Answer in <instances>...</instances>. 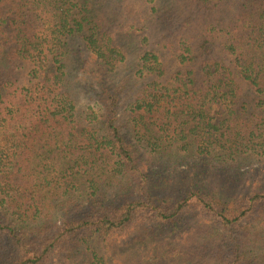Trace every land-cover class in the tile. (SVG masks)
Wrapping results in <instances>:
<instances>
[{"label":"trees","instance_id":"16d2710c","mask_svg":"<svg viewBox=\"0 0 264 264\" xmlns=\"http://www.w3.org/2000/svg\"><path fill=\"white\" fill-rule=\"evenodd\" d=\"M196 1L204 9L218 6L211 0ZM96 2L0 0V66L24 63L31 66L32 78L42 80L20 89L19 97L10 90L0 91V122L13 120L15 114L20 123L27 122L25 129L14 128L9 147L0 148V174L8 180L0 187L4 195L0 205L13 211L23 208L17 218L23 219L22 224L29 220L28 225L35 224L20 226L7 219L5 225L0 218V264H52L51 254L58 253L61 264H126L108 261L109 251L121 249L137 255L139 262L134 264H264V188L244 194L237 193L229 180L209 187L183 178L178 191L165 192L161 187L166 180L151 181L131 142L132 135L142 130L138 141H144L142 145L155 156L188 147L193 152L197 147L202 156L216 149L230 153L252 149L260 158L264 0L235 5L231 26L217 28V35L227 32L226 38H217L224 41L221 51L231 57L230 66L225 61L212 64L200 82L176 74L175 88L165 86V93L152 87L153 92L143 95V90L126 106L125 114L131 111L126 119L119 111V94L128 86L100 88L102 116L90 111L83 118L61 86V70L77 53L78 46L71 43L79 42L89 60L107 64L99 32L94 31L99 29H95ZM172 6H165V11L171 13ZM141 59L151 72L156 57L145 54ZM240 83L249 87L250 101ZM214 106L227 116L218 126L208 118ZM188 118L197 124L186 134L183 126ZM131 125L136 130L130 139L124 130ZM199 127L202 137L212 139L203 138L201 145L187 141ZM215 156L217 163L230 159ZM80 179H85L82 187Z\"/></svg>","mask_w":264,"mask_h":264},{"label":"rangeland","instance_id":"374dc122","mask_svg":"<svg viewBox=\"0 0 264 264\" xmlns=\"http://www.w3.org/2000/svg\"><path fill=\"white\" fill-rule=\"evenodd\" d=\"M211 1L217 3L218 6L212 8L210 5L209 9H204L198 5L196 0H97L94 20L98 23L95 25V29L97 27L99 29L94 31L99 32V46H102L108 57L107 64L89 60L83 46L79 42H75L71 43V47L78 46L77 53L66 60L65 67L61 70L64 75V84L61 83V86L65 94L72 100L77 115L83 118L90 111H95L102 116L99 111L100 90H115L117 85L123 84L128 87L119 94V111L121 117L126 119L125 116L129 115L130 111L125 114L126 106L132 104L138 96H142L143 90V95L153 92L152 87L157 88L156 92L165 93L163 90L165 86L168 89L171 88L170 90L175 88L173 76L176 74L188 76L194 81L200 82V77L205 76L204 73L210 69L212 64H222L225 61V65L230 66L231 57L221 51L223 48L221 43L224 41L217 38V36L226 38L227 32L224 31L217 35L216 30L217 28L222 30L230 27L235 17L234 6L242 4L246 0ZM171 3L173 6L169 8L170 13L167 12L168 10L165 11V6ZM153 9L158 10L159 13L155 14ZM113 50L122 52L123 57ZM145 54L153 55L157 59L152 71H148L149 73L145 70L141 59ZM181 58H185V61L181 62ZM205 62L208 63L205 64ZM15 65L19 67L14 69ZM52 67L54 68L53 65ZM56 67L57 65L55 69ZM30 70L31 66L28 68L24 63L18 62L8 63L7 67L0 66V91L10 90L13 95L17 94L18 96H16L19 97L20 89L30 88L34 83L42 81L32 78ZM41 73L40 70L38 74L40 79L42 78ZM240 85L244 98L250 101L252 96L249 87L246 83H240ZM15 89L17 90L15 91ZM217 111L218 108L214 106L208 112L210 123L215 126L227 119V116ZM137 114H141V112ZM240 116L243 117L244 114L241 113ZM19 118L15 114L13 120L0 122V148L9 147V140L14 134V128L25 129L27 122L23 120L20 123ZM188 119L187 125L183 126L186 134L197 124V121L193 122L190 118ZM226 124L234 125L233 122ZM134 130L136 129L133 125L124 130L127 138L131 139ZM196 132V134H189L187 141H196L201 145L203 138L212 139L210 136L203 135L202 137L200 127ZM142 135H144L142 130L137 136L135 132L132 135L135 140H131L135 148L138 149L136 155L139 166L152 177L151 181L160 184L166 180V186L161 187L166 188L165 192L175 193L178 191L177 184L183 178L184 180L189 178L202 181L205 186L209 187L221 185L229 180L235 185L237 193L244 194L255 191L258 187L264 188V153L259 158L252 149L251 151H249L250 149H239L233 153H230L229 150L216 149L211 151L210 155L203 154L202 156L196 150L197 147L193 152L188 147L187 150L174 151L160 157L148 153L149 148L141 143L144 141L139 142L138 137ZM146 138L149 139V136ZM164 142L167 143V139ZM166 143L165 145H167ZM41 153L44 154V151L39 152V154ZM215 155L224 157L228 155L230 159L226 163H217L219 160ZM236 171L242 174L241 179ZM83 180L85 179L79 180L81 187ZM7 181V178H3L0 174V187ZM259 183L261 186L257 185ZM181 187L183 186L181 185ZM2 197L4 195L0 193V201ZM22 212L23 208L13 211L12 208L0 205V218L6 220L5 225H8L7 219L16 221L20 226L28 225L30 220L26 222L27 224H22L23 219L17 218V215ZM190 219L191 217H186L185 220L191 222ZM48 220L53 223V218L49 217ZM130 252L133 251L111 250L107 253L110 256L108 261L121 260L126 264L139 262L137 255L132 257ZM50 258L52 264L62 263L60 253L51 254ZM129 258L131 259L127 262L126 259Z\"/></svg>","mask_w":264,"mask_h":264}]
</instances>
